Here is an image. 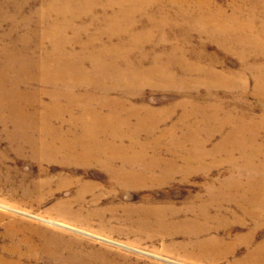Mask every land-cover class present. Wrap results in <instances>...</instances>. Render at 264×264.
Wrapping results in <instances>:
<instances>
[{"label":"rangeland","instance_id":"374dc122","mask_svg":"<svg viewBox=\"0 0 264 264\" xmlns=\"http://www.w3.org/2000/svg\"><path fill=\"white\" fill-rule=\"evenodd\" d=\"M45 1L0 0V259L17 264H257L247 257L254 252L256 260L264 257V212H258L264 208V167L239 165L237 154L233 164L221 162L225 149L222 133H205L206 136L193 131L198 136L189 135L184 132L188 127L180 124L175 125L177 134L164 133L177 119L191 122L202 110H210L212 104L233 102L235 98L243 101L233 102L241 107L239 111H255L257 118L264 116V106L258 107L260 104L251 93L240 94L229 87L236 83L234 77L240 71L246 72L245 62L225 48L224 40L214 41L198 34L181 44L157 38L140 44L127 38L99 41L81 37L72 38L71 43L65 40L69 49L64 50L63 56L67 60L85 57L80 70H92L90 58H99L110 47L135 63L126 78L123 100L134 108L141 107L138 115L147 107L153 113L149 119L165 118L159 119L158 125H148L150 133L139 137L150 150L160 141L167 148L170 143L184 145L179 149L183 154L187 145L194 142L195 149L200 150L204 139L205 151L212 154L195 163L187 178L176 173L173 178L167 174L144 181L122 174L117 178L112 170L101 166L64 164L49 160L47 154L35 156L15 138L13 119L23 107L35 114L41 92L43 102L51 110L55 107L49 103V87L36 81L30 86L16 85L21 74L17 65L28 64L19 54L37 58L28 52L37 39L36 19ZM209 2L211 12L220 13L221 17L234 14L242 18L248 13L235 11L239 0ZM90 5L88 0L85 9ZM259 6L256 13L264 20L263 7ZM93 14L97 18L105 15ZM15 18L30 27L32 43L22 39L23 29L15 27ZM76 22L79 26L91 25L84 19ZM92 26L101 32L98 24ZM74 30L84 32L80 28ZM122 49L128 54L122 55ZM209 62H215L213 74L204 68ZM253 63L256 65L254 59L247 57L246 64ZM263 63V58L257 60L258 65ZM225 78L228 82L221 83ZM84 87H68L74 101L68 97L58 100L64 113L61 119L50 120L60 132L74 133L72 119L80 120L76 122L81 132L92 127L91 111L105 119V125L108 119L120 118L109 117L111 111L106 104L107 99L112 105L117 102L121 87L106 92L99 106L85 105L90 99L82 95L90 87ZM252 87L249 84L250 90ZM19 93L25 98H18ZM84 105L85 111L78 108ZM193 106L197 107L195 114L190 118L182 116ZM206 122L216 123L214 119ZM241 124L246 126L249 122Z\"/></svg>","mask_w":264,"mask_h":264},{"label":"bare ground","instance_id":"6f19581e","mask_svg":"<svg viewBox=\"0 0 264 264\" xmlns=\"http://www.w3.org/2000/svg\"><path fill=\"white\" fill-rule=\"evenodd\" d=\"M87 1L46 0L36 19L39 29L34 34L37 39L28 52L37 55V58L24 53L19 54V58L28 64H16L21 71L16 85L30 86L36 81L49 87L47 90L49 103L53 102L55 105L51 110L43 102L41 92L38 111L35 114L26 112L24 107V110L19 109L15 114L13 119L15 138L25 143L33 155L47 154L49 160L61 161L64 164L101 166L106 170H112L117 178L122 174L125 178L134 180L140 178L144 181L154 180L156 176L167 174L173 178L176 173L187 178L188 172L193 170L192 166L195 163L203 161L212 154L205 151L204 139L200 150L195 149L196 142H194L191 146L187 145L183 154L179 149L184 145L170 143V148H167L166 143L160 141L153 150H150L147 142L141 141L139 137L150 133L148 125H158L159 119L165 118L149 119L153 113L147 107H143L138 115L141 107L134 108L123 100L127 90L126 78L129 79L133 70L132 65L135 63L129 61L127 57H120L119 52L114 47H110L108 48L110 50L101 54L99 58H90L88 64L92 70H80L79 68L86 63L85 57H70V60H67L63 56L64 50L69 49L65 40L71 43L72 38L90 37L91 40L99 41L127 38L134 44L152 38L176 40L181 44L189 41L192 34L212 38L214 41L222 39L225 48L242 59L245 62L243 68H247L246 72L240 71L234 77L236 83L229 87L240 94L251 93L260 104L258 107L262 109L261 106H264V63L257 64L258 59H264V20H261L256 13V9L260 8L259 5L264 11V0H252L249 3L247 0H239L235 11L248 12L242 18L239 16L236 18L234 14L221 17L220 13L215 11L212 13L209 0H110L112 1L110 4L91 0L92 5L86 10L84 4ZM95 12L105 15L103 18H97L93 14ZM71 14L75 16H70ZM77 19L81 22L84 19L91 25L79 26ZM94 24L101 27V32H96L92 26ZM15 27L23 29L22 39L26 43H32L33 36L28 33L30 30L28 25H23L17 19ZM76 28L83 29L84 32H76L74 30ZM121 52L124 56L128 54L124 49ZM182 52L184 54L183 50ZM106 54L108 56H105ZM247 57L254 59L256 65L253 63L248 66ZM214 63L209 62L204 66L208 71L206 73H215ZM77 79L84 83H80ZM228 80L225 78L221 83L226 84ZM64 84L90 87L82 95L90 101L83 102L85 105L97 106L102 99L105 100L106 92L121 87L118 91L121 97H118L117 102L112 105L107 99L106 104V109L111 111L110 116L107 115L120 116V118L108 119V124L105 125L103 123L105 119H101L91 111L92 127H87L81 132L77 124L80 120L72 119L74 133L71 134L67 130L60 132L50 120L61 119L64 113L62 106L57 102L62 97L70 98V102L75 100V96L68 91L69 86ZM94 84L96 87H93ZM249 84L253 85L252 90ZM17 97L25 98V95L19 93ZM233 102L243 103L238 98ZM233 102L231 100L216 102L211 105L210 110H202L198 113L196 119L191 122L188 119H177L174 124L164 129V133L167 136L177 134L175 129L177 124L188 127L184 132L190 133L189 135L222 133L225 137L223 150L225 161L220 160L221 162H227V165L233 164L234 156L237 154L240 159L239 165L264 167V116L257 118L255 111H239L241 107ZM85 105L78 108L85 111L87 108ZM102 106L104 107V104ZM196 108L193 106L192 111L182 116L190 118L195 114ZM261 113L264 114L263 109ZM209 119H214L216 123L206 122ZM241 121L249 124L243 126ZM178 130L183 131L179 128ZM194 150L197 153H194ZM156 170L158 174H155ZM258 212H264V208ZM141 223L146 226L143 221ZM256 255L257 252L252 253L247 260L264 264V257L256 260L253 258ZM0 264L17 263L0 259Z\"/></svg>","mask_w":264,"mask_h":264}]
</instances>
